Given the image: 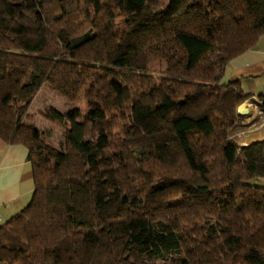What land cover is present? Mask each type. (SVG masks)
I'll list each match as a JSON object with an SVG mask.
<instances>
[{"label":"trees","instance_id":"obj_1","mask_svg":"<svg viewBox=\"0 0 264 264\" xmlns=\"http://www.w3.org/2000/svg\"><path fill=\"white\" fill-rule=\"evenodd\" d=\"M262 35L264 0H0V139L34 181L0 264H264V139L240 140L250 97L224 79ZM44 86L88 98L45 114L60 150L22 122Z\"/></svg>","mask_w":264,"mask_h":264},{"label":"crops","instance_id":"obj_2","mask_svg":"<svg viewBox=\"0 0 264 264\" xmlns=\"http://www.w3.org/2000/svg\"><path fill=\"white\" fill-rule=\"evenodd\" d=\"M224 79L237 82L239 89L250 97L243 103V110L239 109L245 130L241 141L246 144L264 139V109L258 100L260 95L264 96V35L258 39L254 49L229 61ZM33 190L28 150L0 139V223L25 208Z\"/></svg>","mask_w":264,"mask_h":264},{"label":"rangeland","instance_id":"obj_3","mask_svg":"<svg viewBox=\"0 0 264 264\" xmlns=\"http://www.w3.org/2000/svg\"><path fill=\"white\" fill-rule=\"evenodd\" d=\"M10 1H14V0H10ZM116 27H117V32L122 30L121 23L117 21H116ZM147 62H148L147 65L148 73L154 77H158L159 74L165 71L166 69V65L162 61L155 59L153 57L150 56L147 57ZM124 76L125 75H119L118 78V82L123 87L129 84L128 80ZM242 105L243 104H241L237 108V112H239V109ZM50 110H54L62 114H66L68 112H78L79 119L81 120L84 119L87 112L90 111L86 90L85 89L82 90L72 104H67L65 99L61 97L59 94L55 93L49 86H44L35 96L31 106L29 107L26 114L22 118V122L24 125L30 126L40 133L42 141L46 146L51 147L55 150H60L61 144L63 142V133H64L63 128L67 129L68 126L67 125L65 127L58 126L46 120L44 116ZM107 117L109 121H112V119L116 120L115 121L116 127L113 128V135L121 137L123 134V124H121L118 121V117H119L118 112L113 111ZM248 130H252V129H248ZM240 131L237 130L235 132V135L237 136L238 132ZM236 138L237 140H239L238 137ZM124 258L125 260L128 261H136V257L133 250L126 251L124 253Z\"/></svg>","mask_w":264,"mask_h":264},{"label":"bare ground","instance_id":"obj_4","mask_svg":"<svg viewBox=\"0 0 264 264\" xmlns=\"http://www.w3.org/2000/svg\"><path fill=\"white\" fill-rule=\"evenodd\" d=\"M243 108H244V107H243V106H241V109H240V110H243Z\"/></svg>","mask_w":264,"mask_h":264},{"label":"water","instance_id":"obj_5","mask_svg":"<svg viewBox=\"0 0 264 264\" xmlns=\"http://www.w3.org/2000/svg\"><path fill=\"white\" fill-rule=\"evenodd\" d=\"M239 114H240V112H239ZM240 115H242V114H240Z\"/></svg>","mask_w":264,"mask_h":264},{"label":"built area","instance_id":"obj_6","mask_svg":"<svg viewBox=\"0 0 264 264\" xmlns=\"http://www.w3.org/2000/svg\"><path fill=\"white\" fill-rule=\"evenodd\" d=\"M1 222V221H0Z\"/></svg>","mask_w":264,"mask_h":264}]
</instances>
